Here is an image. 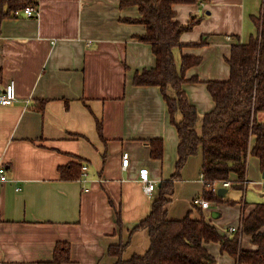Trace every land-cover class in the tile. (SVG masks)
<instances>
[{
    "label": "crops",
    "instance_id": "obj_1",
    "mask_svg": "<svg viewBox=\"0 0 264 264\" xmlns=\"http://www.w3.org/2000/svg\"><path fill=\"white\" fill-rule=\"evenodd\" d=\"M33 1L38 17L28 18L22 9L0 23V92L10 81L16 92V101L0 105V165L8 179L0 187V264L48 262L59 241L70 244L69 264H115L109 246L127 242L124 260L142 255L149 248L148 233L131 232L174 172L178 136L160 89L132 84L135 73L155 66L151 46L138 40L144 26L125 22L140 17L138 8H121L120 0ZM263 3L210 0L173 7L181 24L198 19L181 35L184 45L173 57L177 69L182 56L200 58L185 73L186 80L199 82L184 85L199 125L214 108L206 82L228 79L230 49L256 35L252 17L260 15ZM151 139L163 142L161 160L150 157ZM125 153L129 165L123 168ZM78 163L86 167L84 179L60 178L59 168ZM141 168H148L155 183L150 195L142 190ZM201 168L199 151L175 182L167 217H203L220 236L231 237L236 232L230 229L240 231L243 218L262 203L232 197L234 191L245 197L250 187L264 186L259 160L248 153L243 187L232 174L229 187L216 185L225 190L224 203L207 208L193 204L203 190ZM240 247L256 249L246 235L240 236ZM204 248L215 264H237L219 243Z\"/></svg>",
    "mask_w": 264,
    "mask_h": 264
},
{
    "label": "trees",
    "instance_id": "obj_2",
    "mask_svg": "<svg viewBox=\"0 0 264 264\" xmlns=\"http://www.w3.org/2000/svg\"><path fill=\"white\" fill-rule=\"evenodd\" d=\"M210 0H120V7L136 6L140 17L125 20L139 23L145 33L138 37L142 43L151 46L155 66L135 73L132 84L137 87H158L166 103L169 121L175 127L178 144L177 158L172 176L161 182L152 208L132 233L146 230L149 248L142 255L123 259L129 242L111 245L108 255L116 258L115 264H215L213 257L204 248L205 243H219L222 252L237 260V264H264V203L257 204L240 223V231L231 237L220 236L216 229L205 221L190 218L187 214L181 220H169L166 206L174 194L175 182L188 159L201 152V180L203 190L200 198L208 203H224L218 195L217 184L228 182L234 174L242 188L246 176L248 153L259 160L264 172V3L258 17H252L257 33L250 36L247 43L233 45L227 63L229 77L225 81H207V90L214 108L202 116L199 130L198 113L184 91L186 83H198L196 77L186 80L189 68L199 64L196 56H182L180 69H177L173 50L182 48L181 35L192 29L198 19L192 18L186 24L175 18V5H189ZM33 0H0V23L11 13L27 6H35ZM198 45L191 46H200ZM2 70L0 69V82ZM44 102L38 107L43 109ZM180 115V121L176 116ZM101 135V124H97ZM255 138L250 149L251 139ZM150 147V157L161 160L163 142L161 139L146 141ZM250 151V152H249ZM60 178L65 181L79 180L82 164H69L59 168ZM117 225L122 223L117 214ZM251 238L254 251L240 247V236ZM70 244L56 243L52 259L39 264H69Z\"/></svg>",
    "mask_w": 264,
    "mask_h": 264
},
{
    "label": "built area",
    "instance_id": "obj_3",
    "mask_svg": "<svg viewBox=\"0 0 264 264\" xmlns=\"http://www.w3.org/2000/svg\"><path fill=\"white\" fill-rule=\"evenodd\" d=\"M22 13L28 17V18H33V17H38L39 12L37 9L33 6H27L22 10ZM15 14H19V12H15ZM14 101H16V92H15V84L13 81H10L8 84L5 85L3 90L0 92V105L2 106H9L11 105ZM129 165V156L128 153H125L122 155V167L126 168ZM85 172H86V167L82 166V174L81 178L84 179L85 177ZM139 176H140V182L142 185V190L145 194H152L154 190L156 189L155 183L152 182L149 176V170L148 168H141L139 170ZM81 179V180H82ZM8 182L5 170L2 165H0V187ZM224 187H229L230 184L228 182H223ZM194 205H198L202 208H207L209 203L205 200H203L200 197H196L193 200ZM231 232H238V228H232L230 229Z\"/></svg>",
    "mask_w": 264,
    "mask_h": 264
},
{
    "label": "rangeland",
    "instance_id": "obj_4",
    "mask_svg": "<svg viewBox=\"0 0 264 264\" xmlns=\"http://www.w3.org/2000/svg\"><path fill=\"white\" fill-rule=\"evenodd\" d=\"M197 128H198V130L200 128L199 122H198ZM251 178H252V181H254V182L259 181L254 176H251ZM262 182L264 183V180H262ZM260 186H261V188L259 189V188H255V187H250V185H249L250 188L247 190V193H245V197H244V191L242 192L240 190L234 191V193L232 194V197H233V199L237 197L238 200H241L243 197V200H246L248 203H258V202L264 203V186H262V185H260ZM224 188H227V187H224Z\"/></svg>",
    "mask_w": 264,
    "mask_h": 264
},
{
    "label": "water",
    "instance_id": "obj_5",
    "mask_svg": "<svg viewBox=\"0 0 264 264\" xmlns=\"http://www.w3.org/2000/svg\"><path fill=\"white\" fill-rule=\"evenodd\" d=\"M262 176H263V178H264V172H263ZM224 193H225V190H224V189H219V190H218V195H219L220 197H222V196L224 195ZM212 215H214V214H212Z\"/></svg>",
    "mask_w": 264,
    "mask_h": 264
}]
</instances>
